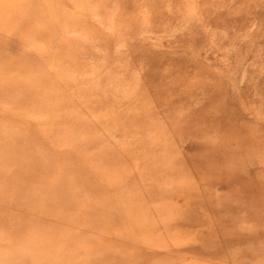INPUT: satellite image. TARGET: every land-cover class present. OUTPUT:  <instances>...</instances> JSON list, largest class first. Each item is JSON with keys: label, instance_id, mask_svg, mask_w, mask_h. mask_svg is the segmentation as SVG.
I'll list each match as a JSON object with an SVG mask.
<instances>
[{"label": "rangeland", "instance_id": "1", "mask_svg": "<svg viewBox=\"0 0 264 264\" xmlns=\"http://www.w3.org/2000/svg\"><path fill=\"white\" fill-rule=\"evenodd\" d=\"M0 264H264V0H0Z\"/></svg>", "mask_w": 264, "mask_h": 264}]
</instances>
